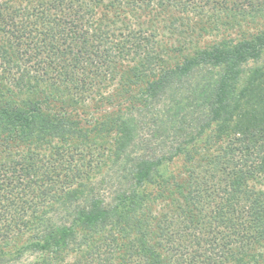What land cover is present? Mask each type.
<instances>
[{"label": "trees", "instance_id": "obj_1", "mask_svg": "<svg viewBox=\"0 0 264 264\" xmlns=\"http://www.w3.org/2000/svg\"><path fill=\"white\" fill-rule=\"evenodd\" d=\"M261 19L264 0H0V261L80 233L70 264H264ZM99 137L110 197L74 158Z\"/></svg>", "mask_w": 264, "mask_h": 264}, {"label": "rangeland", "instance_id": "obj_2", "mask_svg": "<svg viewBox=\"0 0 264 264\" xmlns=\"http://www.w3.org/2000/svg\"><path fill=\"white\" fill-rule=\"evenodd\" d=\"M104 12H102L101 10L97 11V15L100 16L101 14H103ZM110 14V13H109ZM130 19V17H127ZM142 19V18H141ZM135 20V19H134ZM260 28H264V19L261 20H257L253 23H249V25L247 26V30L249 32H255L256 30L260 29ZM168 33L165 30H158V40L160 42V46L163 48H170L171 42L168 38ZM219 40V37L215 38V36L208 38L206 40L201 41V45H205L208 44L209 42L212 41H216ZM254 66V64H248L246 65V68L248 67H252ZM113 87V86H112ZM112 89V88H111ZM89 107V106H87ZM87 107H85V111L88 110ZM154 127V128H152ZM155 126H151L149 130H154ZM145 129L142 130L143 135L145 137L150 135V131ZM145 139V138H144ZM98 140V148H93V150L88 151L85 153L84 152H80V154L82 155H75L74 158L75 160H80L79 158L83 159V156L85 157L84 160V168H86V172H88V175H90V180H88V185L90 187H94L95 190H99V192L101 193V196H106L108 197L110 191H112V187L116 184V179L112 178L111 181H109V177H107L106 175L111 176V174L113 173V171H115L117 169V167L119 166L118 164L122 163V160L119 161V163L113 165L112 164V160H111V154H110V150L109 146H108V141L106 139H101L100 137L97 139ZM159 142V141H158ZM202 143V142H201ZM201 143H199V148H202L203 146L201 145ZM202 146V147H201ZM169 150V149H167ZM89 162V163H88ZM91 167L90 168V165ZM122 166V165H121ZM121 166H119V168H121ZM168 171L174 172V173H178L181 172V178L184 176V172L182 173L183 169V164L181 162V160L179 159H175L171 164H169ZM107 178H106V177ZM112 177H114L112 175ZM101 181H104V184H100ZM90 182V183H89ZM87 183V180H86ZM110 184V185H108ZM112 186V187H110ZM110 197V196H109ZM110 199V198H109ZM161 204V203H160ZM159 206H155V210L158 211V209L160 208ZM52 220H56L58 218V216L56 215H51ZM82 234V233H81ZM77 242V243H76ZM76 242L74 243V245H70L69 250H65V251H61V252H56V253H45V252H25L23 253L20 257H16V256H3V259L1 258L0 264H70L71 262H73L75 260V258H77L80 254V251L84 250L83 247V243L82 242V238L80 233L77 235V239ZM77 244V245H76ZM4 250H9L11 249V245H9V247L5 246V245H0ZM73 250V251H72ZM79 251V252H77Z\"/></svg>", "mask_w": 264, "mask_h": 264}]
</instances>
